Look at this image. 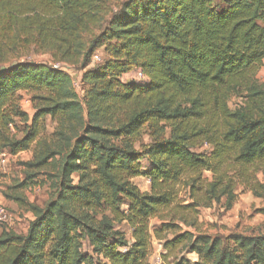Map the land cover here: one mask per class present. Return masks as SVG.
<instances>
[{
  "label": "trees",
  "instance_id": "1",
  "mask_svg": "<svg viewBox=\"0 0 264 264\" xmlns=\"http://www.w3.org/2000/svg\"><path fill=\"white\" fill-rule=\"evenodd\" d=\"M31 46L52 61L0 67V154L33 148L15 190L44 176L52 194L44 207L5 194L34 218L26 234L0 233V264H149L150 220L166 210L154 231L165 264H264V234L181 226L197 229L199 209L223 199L231 210L238 181L264 198L251 173L264 164V0H0V63ZM138 70L145 80L124 81ZM47 116L58 123L50 138L41 137ZM18 121H31L21 135ZM204 144L210 154L197 150ZM182 184L190 204L180 202Z\"/></svg>",
  "mask_w": 264,
  "mask_h": 264
},
{
  "label": "rangeland",
  "instance_id": "2",
  "mask_svg": "<svg viewBox=\"0 0 264 264\" xmlns=\"http://www.w3.org/2000/svg\"><path fill=\"white\" fill-rule=\"evenodd\" d=\"M101 57V55H100ZM17 61H33V62H51L52 58L50 54L38 51L35 46H31L29 49H22L20 54H16L9 61L0 63V67L8 66ZM70 73L74 76L79 82L80 71L78 67L72 66L69 69ZM256 78L260 85L264 86V62L263 65L259 67ZM132 79H137L135 73L127 74L124 76V81H130ZM80 91V82L79 88ZM20 98L21 109L26 112L30 117H32L36 112V106L33 102L32 95L28 92H18ZM244 93L239 92L231 99L229 106L231 110L235 111L242 105ZM31 121L28 123L18 121L19 130L15 126L12 127V133L16 134L19 131L21 135L22 131L27 125H30ZM57 120L53 119L50 116H47L41 121V137L50 138L57 128ZM148 129L145 130L142 137L137 141V144L149 142V132ZM21 133V134H20ZM200 152L210 154L213 150V147L209 144H204L198 149ZM6 155L0 159V203L8 211L9 221L7 223H0V233L3 231H14L19 234H26L29 224L33 220V215L31 212L20 208L15 202L8 200L5 197V194H14V193H24L28 198L29 202L44 207L49 201L52 190L49 189L50 185L46 183L45 177L40 176L37 179V183L29 186L24 190L16 191L15 188L18 184L25 181V167L22 165L23 162H27L33 158V148L30 151L20 153L16 156H12L9 152H4ZM251 173L253 177L260 183L264 184V164H259L255 167H252ZM212 173L205 172L203 178L207 180H212ZM77 180V176H75ZM137 184L141 190H150V180L147 179H138L136 180ZM184 184V183H183ZM181 186L180 202H185L184 204H190L188 189L185 185ZM235 194L237 200L234 203L231 210L225 209L226 199H223L220 204H214L212 207L200 208L198 213V227L191 228L184 225L182 226L183 230H189L196 232V230L208 233V234H224L228 235L230 233H241L244 235L257 236L264 234V198L256 196L242 181H238ZM168 210L162 213V217L156 216L151 218L150 227L156 226V228H161L162 223L164 222L163 216L165 217ZM178 222L177 220L175 223ZM128 236L129 227L126 224L121 226ZM179 232V230H172L167 232L165 235L168 239L174 237V235ZM153 235V245L151 250V255L149 257V264H157L161 261V264H165L162 256L166 254L164 251L163 244L164 241H160L155 238ZM130 236V235H129ZM128 236V237H129ZM160 241V242H159ZM179 256H186L192 261L197 260V256L194 254H188L182 248L176 252ZM160 255L161 258L157 259V255ZM173 258H170L171 262Z\"/></svg>",
  "mask_w": 264,
  "mask_h": 264
},
{
  "label": "built area",
  "instance_id": "3",
  "mask_svg": "<svg viewBox=\"0 0 264 264\" xmlns=\"http://www.w3.org/2000/svg\"><path fill=\"white\" fill-rule=\"evenodd\" d=\"M101 59H102V56L100 57V54L97 53V54L94 56V58H93V62H94V63H98V62L101 61ZM54 67H55V68H60V67H61V64L56 63V64H54ZM134 73H135L136 76H137V79H135V80H137V81H139V80H145V77H144V74H143L142 71L138 70V71H136V72H134ZM74 87H75L76 89L79 88V82H78L76 79H74ZM5 155H6V154H5L4 152L1 153V154H0V159H2ZM8 219H9L8 211H7V210L2 206V204L0 203V223H2V224L7 223V222L9 221ZM158 261H159V262H157V264H161V261H160V260H158Z\"/></svg>",
  "mask_w": 264,
  "mask_h": 264
},
{
  "label": "crops",
  "instance_id": "4",
  "mask_svg": "<svg viewBox=\"0 0 264 264\" xmlns=\"http://www.w3.org/2000/svg\"><path fill=\"white\" fill-rule=\"evenodd\" d=\"M139 179H141V178H139ZM142 179H147V178H142ZM138 180V179H137ZM142 191H144L145 192V190H142ZM146 191H149V190H146ZM152 226V229H151V227H150V230H151V233L152 234H154V231L155 230H157L158 228H156V226H153V225H151ZM130 235V236H129ZM129 236V237H128ZM128 238H129V241L130 242H132V238H131V230L129 229V234H128ZM160 242V241H159ZM157 259H160L161 258V256L158 254L157 255V257H156Z\"/></svg>",
  "mask_w": 264,
  "mask_h": 264
}]
</instances>
